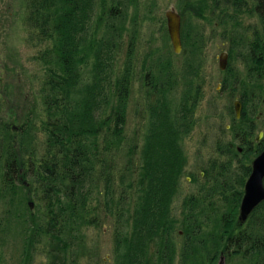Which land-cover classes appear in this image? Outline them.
Instances as JSON below:
<instances>
[{"label":"trees","instance_id":"trees-1","mask_svg":"<svg viewBox=\"0 0 264 264\" xmlns=\"http://www.w3.org/2000/svg\"><path fill=\"white\" fill-rule=\"evenodd\" d=\"M25 1L26 42L38 49L34 58L41 65V136L39 148L21 141L15 145L1 123L0 196H9L10 202L19 185L41 200L42 211L31 216V230L25 233L28 248L44 237L49 252L81 245V228L99 224L94 208L87 205L97 194L104 212L116 217L115 264H218L221 254L225 262L237 257V264H264V200L244 222L237 216L251 160L264 147V140H256L251 115L254 97L264 100V0L254 6L261 28L254 29L242 55L246 75L240 82L241 114H233L230 123L237 140L233 154L243 153L238 185L218 183L205 168L199 178L207 180L183 197L180 218L173 214L172 203L184 167L179 129L188 123H170L165 99L160 100L151 111L141 153L134 157L139 145L137 139L129 142L125 130L133 43L118 69V45L108 36L98 38L97 31L85 33L82 18L88 16V0ZM224 2L236 5L237 0ZM216 9L217 0L210 12ZM188 38L183 30L184 45ZM219 149L231 152L226 145ZM210 180L214 184L205 189ZM178 235L181 240L175 241Z\"/></svg>","mask_w":264,"mask_h":264},{"label":"rangeland","instance_id":"rangeland-1","mask_svg":"<svg viewBox=\"0 0 264 264\" xmlns=\"http://www.w3.org/2000/svg\"><path fill=\"white\" fill-rule=\"evenodd\" d=\"M215 1L88 0V16L82 18L87 22L86 34L97 31L98 38L108 36L118 45V69L123 65L129 42L133 43L125 130L130 143L137 139L139 146L134 157L141 153L151 111L160 100L165 99L170 123L177 127L179 121L181 126L188 123L186 128L179 129L178 135L184 157L172 203V212L178 218L183 197L197 192L200 181L206 179L199 178V173L205 174V168L218 183L229 181L232 187H237L235 181L242 171L243 153L233 154L237 140L230 123L235 114L234 100H239L240 82L246 75L242 55L254 29L260 30L261 21L254 10L256 0H237L236 5L217 0L220 9L210 12ZM25 2L0 0V126L2 123V132L4 128L8 130L15 145L21 141L23 146L32 148L36 144L39 148L42 75L41 65L34 58L38 49L26 42ZM170 5L181 14L182 48L178 53L174 52L166 29L164 12ZM183 30L190 36L185 45ZM222 50L228 52L224 69L218 61ZM83 70L87 77L88 67ZM260 80L264 94V76ZM254 96L253 93L251 99ZM253 102L255 109L251 115L256 137L262 131L256 140H264V100L256 95ZM241 108L240 102V114ZM152 116L157 119V113ZM225 145L231 152L219 149ZM212 184V180L206 181L203 187L207 189ZM97 196L89 197L87 205L94 208L99 224L84 225L81 245L65 252L54 248L49 252L45 237L28 248L25 233L31 230L30 218L40 215L43 204L27 187L16 185L10 202L9 196H0V264H115L112 229L116 217L104 212ZM179 240L178 235L175 241ZM227 262L237 264L238 259L227 257Z\"/></svg>","mask_w":264,"mask_h":264},{"label":"water","instance_id":"water-1","mask_svg":"<svg viewBox=\"0 0 264 264\" xmlns=\"http://www.w3.org/2000/svg\"><path fill=\"white\" fill-rule=\"evenodd\" d=\"M166 26L174 52L178 53L182 48L181 41V14L170 5L164 12ZM228 52L222 50L218 55L219 67L224 69L227 64ZM235 114L240 116V101L234 100ZM262 131L259 132L257 139ZM264 200V147L252 158L251 170L243 185V194L239 204L238 220L244 222L253 208ZM32 206L33 201H29ZM218 264H226L223 254L220 255Z\"/></svg>","mask_w":264,"mask_h":264}]
</instances>
